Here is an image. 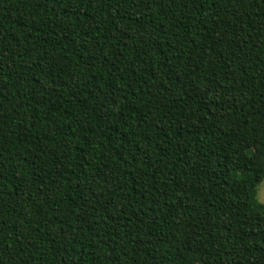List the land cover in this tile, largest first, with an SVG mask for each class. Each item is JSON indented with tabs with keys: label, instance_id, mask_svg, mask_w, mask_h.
<instances>
[{
	"label": "trees",
	"instance_id": "obj_1",
	"mask_svg": "<svg viewBox=\"0 0 264 264\" xmlns=\"http://www.w3.org/2000/svg\"><path fill=\"white\" fill-rule=\"evenodd\" d=\"M264 0H0V264H264Z\"/></svg>",
	"mask_w": 264,
	"mask_h": 264
},
{
	"label": "rangeland",
	"instance_id": "obj_2",
	"mask_svg": "<svg viewBox=\"0 0 264 264\" xmlns=\"http://www.w3.org/2000/svg\"><path fill=\"white\" fill-rule=\"evenodd\" d=\"M258 200L260 203L264 204V181L259 186Z\"/></svg>",
	"mask_w": 264,
	"mask_h": 264
}]
</instances>
